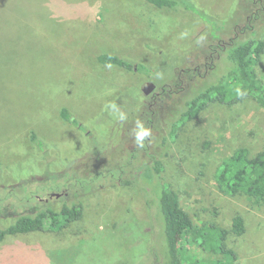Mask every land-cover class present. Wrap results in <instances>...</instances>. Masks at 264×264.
Returning a JSON list of instances; mask_svg holds the SVG:
<instances>
[{"label":"rangeland","instance_id":"374dc122","mask_svg":"<svg viewBox=\"0 0 264 264\" xmlns=\"http://www.w3.org/2000/svg\"><path fill=\"white\" fill-rule=\"evenodd\" d=\"M177 2L175 10H160L144 0H0V229L32 215L30 206L84 209L62 238L19 235L32 244L18 250L26 264H167L162 183L197 225L215 218L230 229L241 214L246 233L228 240L234 264H264V205L224 196L214 181L237 149L264 150V109L252 99L213 104L170 136L186 102L227 70L225 56L214 53L211 62L209 47L264 41V23L242 33L245 0ZM100 54L137 69L103 66ZM257 70L264 80V57ZM138 125L150 133L143 146ZM151 155L164 165L162 179ZM13 240L6 238L0 255L9 264H16ZM192 254L217 258L199 248Z\"/></svg>","mask_w":264,"mask_h":264},{"label":"trees","instance_id":"16d2710c","mask_svg":"<svg viewBox=\"0 0 264 264\" xmlns=\"http://www.w3.org/2000/svg\"><path fill=\"white\" fill-rule=\"evenodd\" d=\"M144 1L160 10H175L178 7V0ZM245 1L249 6L250 14L242 33L253 31V24L264 23V2L262 0ZM209 50H211V62L215 58L214 53L225 56L224 64L227 70L218 78L217 84L202 89L186 102V110L172 126L170 133L172 140L176 139L185 123L199 119L210 105L232 106L246 99H252L264 109V80L258 75L257 70L258 64L264 57V41L257 36L249 37L244 42L236 38L226 42L225 46L211 45ZM98 61L103 66H115L128 71L137 69L136 66L114 54H100ZM214 67L215 65H212L211 69ZM164 91L169 90L164 88ZM62 115L64 119L71 120L66 110L62 112ZM71 122L77 123L75 120ZM150 158L156 177L162 179L163 163L156 156L151 155ZM214 181L222 195L246 198L257 206H263L264 150L252 155L248 148L237 149L217 167ZM158 189L160 190L158 210L164 226L167 264H234L236 262L237 255L229 248L228 240L230 236L241 237L246 233L245 218L241 214L233 217L230 229L221 227L215 218L197 225L177 199L174 198L171 201L169 194L171 186L168 183L159 184ZM12 209L15 210L14 212L17 210ZM39 209L36 206H30L29 213L32 215H22L11 227L0 229V243L10 236L34 232L56 233L58 236L66 234L71 224L82 220L84 215L83 206L80 204L64 205L60 212L49 208L44 211ZM217 215L218 213L214 212V217ZM177 237H179V243ZM194 248H199L217 258L215 260L196 259L192 254Z\"/></svg>","mask_w":264,"mask_h":264},{"label":"crops","instance_id":"0c3cea01","mask_svg":"<svg viewBox=\"0 0 264 264\" xmlns=\"http://www.w3.org/2000/svg\"><path fill=\"white\" fill-rule=\"evenodd\" d=\"M58 237L62 238L63 236L59 235ZM16 238H18L19 240L8 241V247H10V249H12L14 252V254L12 253V263L16 262V264H26L19 254L18 250L26 249V247L29 248L32 244L27 245V242H24V240L20 239L19 235H17ZM20 240H22V242H18ZM5 242H2V245L0 246V255L2 254L1 250H3V252L6 250ZM50 262H52V260L50 258H47V260L44 261V264H49ZM0 264H9V257H0Z\"/></svg>","mask_w":264,"mask_h":264},{"label":"clouds","instance_id":"9594fccd","mask_svg":"<svg viewBox=\"0 0 264 264\" xmlns=\"http://www.w3.org/2000/svg\"><path fill=\"white\" fill-rule=\"evenodd\" d=\"M138 128H139V131H138V133H137V137H136V139H137V143L140 144L141 146H143V145H142L143 140H144L145 137H147L150 133H149V131H148L147 129H145V128L143 127V125H138Z\"/></svg>","mask_w":264,"mask_h":264},{"label":"water","instance_id":"95a60500","mask_svg":"<svg viewBox=\"0 0 264 264\" xmlns=\"http://www.w3.org/2000/svg\"><path fill=\"white\" fill-rule=\"evenodd\" d=\"M154 88H155V86L151 84V85H149L147 88L144 89V93H145L146 95H148L151 91L154 90Z\"/></svg>","mask_w":264,"mask_h":264},{"label":"flooded vegetation","instance_id":"af4514ba","mask_svg":"<svg viewBox=\"0 0 264 264\" xmlns=\"http://www.w3.org/2000/svg\"><path fill=\"white\" fill-rule=\"evenodd\" d=\"M221 45H223V46H225V43H223V44H221ZM195 71V73H198L199 72V70H198V68L197 69H195L194 70ZM162 92H165L164 90H162ZM170 92H173L172 90H170ZM158 97V94H155V96H153V98H157Z\"/></svg>","mask_w":264,"mask_h":264}]
</instances>
